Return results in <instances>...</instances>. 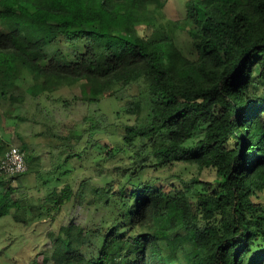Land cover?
I'll use <instances>...</instances> for the list:
<instances>
[{
    "label": "trees",
    "instance_id": "16d2710c",
    "mask_svg": "<svg viewBox=\"0 0 264 264\" xmlns=\"http://www.w3.org/2000/svg\"><path fill=\"white\" fill-rule=\"evenodd\" d=\"M165 3L0 0V118L6 105L14 109L26 95L47 99L60 86L79 85L83 98L97 103L144 85L149 102L143 119L140 96L116 112L135 118L120 131L123 143L139 150L126 164L124 150L106 146L110 160L123 165L103 191L91 193L101 220L62 226L51 254L32 264H264V0H189L182 24L139 37ZM182 29L193 40L190 54L174 40ZM64 38L90 43L76 59L61 50L49 56L46 48ZM49 139L59 161L68 152L56 167L65 176L88 148L74 152L83 138L72 133ZM6 148L0 140V155ZM21 150L32 154L29 172L39 156L26 141ZM175 165L213 170L216 178L180 177L174 191L144 179L151 167ZM13 191L0 190V218L17 204ZM82 195L57 185L46 202L60 211L74 196L82 203ZM89 240L96 253L84 251Z\"/></svg>",
    "mask_w": 264,
    "mask_h": 264
},
{
    "label": "rangeland",
    "instance_id": "374dc122",
    "mask_svg": "<svg viewBox=\"0 0 264 264\" xmlns=\"http://www.w3.org/2000/svg\"><path fill=\"white\" fill-rule=\"evenodd\" d=\"M188 1L167 0L162 11L155 14L154 24L145 25L143 31L139 32V37L147 36L153 39L159 32L163 33L164 28L168 30L176 23L182 24L188 15ZM174 40L185 53L192 52L193 40L187 30H177ZM89 43V40L84 38H64L46 50L49 49V56L61 50L67 59H76L77 55L86 50ZM257 91L261 94L263 88L259 87ZM145 92L144 85L123 88L118 91L117 97L104 98L93 103L83 98L79 85L60 86L47 99L45 96L42 100H35L26 95L24 103L15 105L14 109L5 106L9 115L0 118V140L7 145L5 151L12 146L22 149L21 144L26 141L30 143L31 150L32 146L35 147V157L39 156V161L35 163L37 167H31L29 172L20 177L13 179L11 176H2L0 190L12 187L15 191L11 198L17 204L11 206L8 215L0 218V264H32L34 261H42L51 254L54 237L62 226L75 222L91 227L101 220L103 210L96 206L91 193L95 190L103 191L108 181L112 180L114 167L123 165L118 159L113 162L110 160L106 155V146L124 150L126 164L134 161L133 155L139 150V147L135 150L126 146L120 131L124 124L136 123L135 118L126 117L123 113L121 117H117L116 112L122 105L140 96L146 104L142 114V119L145 118L149 105ZM68 133L83 138L79 141L80 147L74 149V152L84 148H88V151L85 149L81 159H73L68 167L72 171L62 176V170H57L56 167L68 152L66 151L59 161L55 140L49 139V136ZM31 136L36 138L30 140ZM201 136L202 133H198L190 143H195ZM72 142L76 143L77 140ZM23 152L27 157L32 155ZM96 156L98 158H95ZM49 173L60 177L58 182L52 180ZM199 174L196 167L185 165H175L162 170L151 167L145 172L144 179L166 191H174L180 186V177L190 179ZM200 176L209 181L216 178L215 172L208 169L202 171ZM126 179L121 182L124 183ZM67 184H71L76 192L82 191L84 200L80 203V198L74 196L71 202L57 211L46 202L49 192L57 185L64 187ZM90 240L84 251L93 254L97 252L96 245L91 244Z\"/></svg>",
    "mask_w": 264,
    "mask_h": 264
},
{
    "label": "built area",
    "instance_id": "2783aa9c",
    "mask_svg": "<svg viewBox=\"0 0 264 264\" xmlns=\"http://www.w3.org/2000/svg\"><path fill=\"white\" fill-rule=\"evenodd\" d=\"M28 171L26 154L12 146L0 155V176H17Z\"/></svg>",
    "mask_w": 264,
    "mask_h": 264
},
{
    "label": "crops",
    "instance_id": "0c3cea01",
    "mask_svg": "<svg viewBox=\"0 0 264 264\" xmlns=\"http://www.w3.org/2000/svg\"><path fill=\"white\" fill-rule=\"evenodd\" d=\"M22 145V144H21Z\"/></svg>",
    "mask_w": 264,
    "mask_h": 264
}]
</instances>
